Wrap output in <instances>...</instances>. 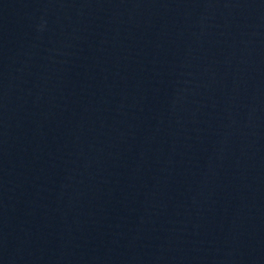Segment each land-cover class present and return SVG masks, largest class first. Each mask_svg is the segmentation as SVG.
Returning a JSON list of instances; mask_svg holds the SVG:
<instances>
[{"label": "water", "instance_id": "obj_1", "mask_svg": "<svg viewBox=\"0 0 264 264\" xmlns=\"http://www.w3.org/2000/svg\"><path fill=\"white\" fill-rule=\"evenodd\" d=\"M0 264H264V0H0Z\"/></svg>", "mask_w": 264, "mask_h": 264}]
</instances>
